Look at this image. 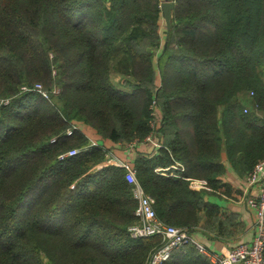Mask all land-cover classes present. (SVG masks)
<instances>
[{
  "label": "trees",
  "instance_id": "trees-1",
  "mask_svg": "<svg viewBox=\"0 0 264 264\" xmlns=\"http://www.w3.org/2000/svg\"><path fill=\"white\" fill-rule=\"evenodd\" d=\"M158 5L0 0V98L11 99L0 107V264H144L161 238L129 235L132 186L103 147L148 134L163 146L137 155L133 167L158 217L188 230L203 219L220 235L237 224L236 213L207 203L185 177L215 190L223 149L244 178L264 159V125L255 121L264 111V0H175L168 36ZM36 81L61 86L60 109L19 92ZM72 118L101 147H87L80 129L66 135ZM73 147L79 152L58 159ZM175 161L181 176L154 170ZM163 264L210 262L187 244Z\"/></svg>",
  "mask_w": 264,
  "mask_h": 264
},
{
  "label": "built area",
  "instance_id": "built-area-1",
  "mask_svg": "<svg viewBox=\"0 0 264 264\" xmlns=\"http://www.w3.org/2000/svg\"><path fill=\"white\" fill-rule=\"evenodd\" d=\"M27 91L38 92L44 98L49 99L48 92L39 83L21 85L19 92ZM10 100V98L1 97L0 107L8 105ZM151 107L152 115L156 122L158 119L156 108ZM74 130H79V124L71 121L64 133L71 135ZM55 139L56 136L52 137L50 141L53 142ZM140 142H148L154 149L163 146L162 142L156 140L152 134H148L141 141L134 139L128 145L133 146ZM100 144L102 145V143L89 139L86 146L101 147ZM103 148H105V155L107 157L106 163L122 167L125 170V180L132 186V195L136 201V206L133 210L136 222L127 227L129 235L133 238L150 236H159L161 238L158 246L150 253L146 264H163L170 257L171 251L174 248L187 244L193 245L201 254L206 256L210 264H264V159L258 160L244 178L243 189L248 191V193H245L243 202L254 216V233L251 241L249 243H239L234 246L225 247L219 251H211L196 240L188 232V229L182 226L167 224L161 220L154 209V199L141 186L133 165L128 160L114 155L106 147ZM78 152L79 148H70L58 154V159H64ZM171 168H175L178 173H166V170ZM183 170L184 167L180 162H174L169 167L155 168V171L160 174L177 176H181L179 172ZM185 178L189 180V184L193 188L210 189L209 183L205 179Z\"/></svg>",
  "mask_w": 264,
  "mask_h": 264
},
{
  "label": "crops",
  "instance_id": "crops-1",
  "mask_svg": "<svg viewBox=\"0 0 264 264\" xmlns=\"http://www.w3.org/2000/svg\"><path fill=\"white\" fill-rule=\"evenodd\" d=\"M256 124L264 125V111L256 112ZM79 129L82 132L87 133L88 138L92 139L94 137L93 131H90L87 126L79 125ZM94 140V139H93ZM102 143V142H100ZM107 149H109L114 155L128 160L132 165L135 157L137 155H151L155 154L154 148L148 142H140L133 146H129L128 143H112L109 144ZM264 155V154H263ZM262 155L259 154L253 158V161L259 159ZM244 158V157H241ZM220 161L225 165V173L220 177L223 185H219L215 190L205 188L200 189L202 195H204L207 203L218 204L221 211L224 212H234L237 214V224L230 227L231 232L220 235L217 233V229L209 230L201 226L203 219L200 224L189 229V233L200 243H202L208 250L219 251L222 248L234 246L239 243H249L252 239L254 233L253 220L254 216L252 212L246 207L241 199V194L244 188V177H240L232 168L231 164L227 160V154L223 149L221 152ZM177 162V161H175ZM251 163V161H247ZM173 164V163H172ZM183 165V164H182ZM168 166H161L169 167ZM184 167V165H183ZM155 170V169H154ZM177 171L175 168L166 170V173H173ZM162 174V173H161ZM164 175V174H162ZM167 175V174H166ZM169 176V175H168ZM192 178V177H191ZM192 179H204L201 177H193ZM206 180V179H205ZM228 187V190L226 189Z\"/></svg>",
  "mask_w": 264,
  "mask_h": 264
},
{
  "label": "rangeland",
  "instance_id": "rangeland-1",
  "mask_svg": "<svg viewBox=\"0 0 264 264\" xmlns=\"http://www.w3.org/2000/svg\"><path fill=\"white\" fill-rule=\"evenodd\" d=\"M158 6L160 7L161 14H164L165 13L166 16L169 17L168 20H167L169 22V25L166 23V19L162 17L163 19L160 20V30H159L160 31V34H161L164 29H167L166 32H167V36H168V32L170 30L171 18H172V14H173V9H174V6H175V0H159V5ZM162 36H163V34H162ZM167 36H166V38H162L161 39V43H160L161 46L160 47L163 46V50L161 51V48H160V50L158 51V55H159V66L160 67L164 64V61H165L166 57L169 54V49L164 44L165 43V40L167 39ZM50 56H52L51 53H50ZM51 74H52L53 77H55V75H56V67L55 66H52L51 67ZM118 78H119V76L117 74V76L114 77V80L117 81ZM35 83H39L43 87V89H45L48 92V94H49V100H51L52 103L58 109H60V104L59 103L57 104L56 99H55V96L57 94H59V92L61 90V86H59L57 83H53L51 85V87L49 86V87L46 88V86H44V84L42 82H40V81H36ZM65 120H67V119H65ZM72 120H76V119H73L72 118V119H70V122ZM130 142H124V143H130ZM245 193H248V191H245L243 189L242 194H241L242 201H243V199H244V197L246 195ZM150 250H149V253H148L147 258L150 255V252H151ZM147 258H146L144 264L147 263Z\"/></svg>",
  "mask_w": 264,
  "mask_h": 264
},
{
  "label": "water",
  "instance_id": "water-1",
  "mask_svg": "<svg viewBox=\"0 0 264 264\" xmlns=\"http://www.w3.org/2000/svg\"><path fill=\"white\" fill-rule=\"evenodd\" d=\"M162 16H163V18H165V19H166V23L169 25V22L167 21L169 17H167L165 13H164V14H162Z\"/></svg>",
  "mask_w": 264,
  "mask_h": 264
}]
</instances>
